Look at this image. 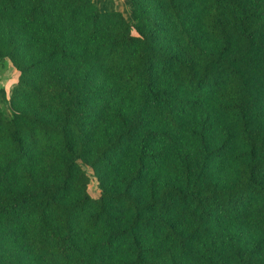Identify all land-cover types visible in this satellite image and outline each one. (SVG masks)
Listing matches in <instances>:
<instances>
[{"label": "trees", "instance_id": "trees-1", "mask_svg": "<svg viewBox=\"0 0 264 264\" xmlns=\"http://www.w3.org/2000/svg\"><path fill=\"white\" fill-rule=\"evenodd\" d=\"M127 2L0 0V264H264V0Z\"/></svg>", "mask_w": 264, "mask_h": 264}, {"label": "rangeland", "instance_id": "rangeland-1", "mask_svg": "<svg viewBox=\"0 0 264 264\" xmlns=\"http://www.w3.org/2000/svg\"><path fill=\"white\" fill-rule=\"evenodd\" d=\"M94 2H96L102 9L119 10L126 19H131L127 0H94ZM17 76V70L11 65L8 59L0 60V87L4 89L5 98L9 97L11 88L15 84ZM0 108L6 114H9L5 101H0ZM85 170L90 178L88 192L93 198H96L99 195L98 181L89 167L86 166Z\"/></svg>", "mask_w": 264, "mask_h": 264}]
</instances>
